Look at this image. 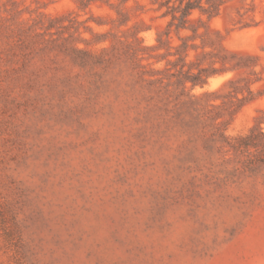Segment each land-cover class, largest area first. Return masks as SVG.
Instances as JSON below:
<instances>
[{"label": "rangeland", "instance_id": "obj_1", "mask_svg": "<svg viewBox=\"0 0 264 264\" xmlns=\"http://www.w3.org/2000/svg\"><path fill=\"white\" fill-rule=\"evenodd\" d=\"M199 1L0 0V264H264V0Z\"/></svg>", "mask_w": 264, "mask_h": 264}, {"label": "trees", "instance_id": "obj_2", "mask_svg": "<svg viewBox=\"0 0 264 264\" xmlns=\"http://www.w3.org/2000/svg\"><path fill=\"white\" fill-rule=\"evenodd\" d=\"M211 6H212V8L207 9V12L209 15H211L213 13L214 8H215V6H213V5H211ZM176 8H177V11H179V16H175L173 14L172 19L174 20V18H177L178 22L181 24L185 23L186 17L191 13V11L194 8H199L201 10L205 9L203 4L199 0H178V5L176 6ZM228 143L234 150L237 149V145H235L234 143H230V142H228ZM243 143L245 144V142H243Z\"/></svg>", "mask_w": 264, "mask_h": 264}]
</instances>
